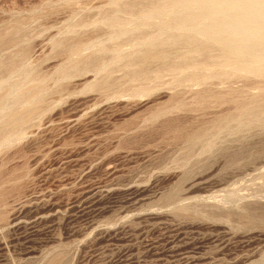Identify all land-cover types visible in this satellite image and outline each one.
<instances>
[{"label": "rangeland", "instance_id": "1", "mask_svg": "<svg viewBox=\"0 0 264 264\" xmlns=\"http://www.w3.org/2000/svg\"><path fill=\"white\" fill-rule=\"evenodd\" d=\"M109 4L0 0V264H264V113L198 100L263 78L116 62Z\"/></svg>", "mask_w": 264, "mask_h": 264}, {"label": "bare ground", "instance_id": "2", "mask_svg": "<svg viewBox=\"0 0 264 264\" xmlns=\"http://www.w3.org/2000/svg\"><path fill=\"white\" fill-rule=\"evenodd\" d=\"M112 4L109 5L115 8L103 12L102 16V21L112 28L110 38L133 37L135 46L147 45L142 51L121 53L116 62L126 60V65L135 64L139 70L146 62L176 58L171 66L179 70L191 68L193 72L186 73L184 78L195 84L204 79L226 77L228 71L225 68L243 71L253 79L262 77L256 83L259 94H253L248 103H240L234 89L218 94L202 90L198 92V100L203 107L209 100L215 101V105L235 104L240 118L264 113V0H112ZM178 45L182 50L172 55L169 48ZM105 49L103 46L102 50ZM117 52H120L119 48ZM36 100L34 93L25 102L29 105ZM231 117L228 115L204 129L184 131L183 135L193 142L201 135H207L206 131L211 127L220 129Z\"/></svg>", "mask_w": 264, "mask_h": 264}]
</instances>
